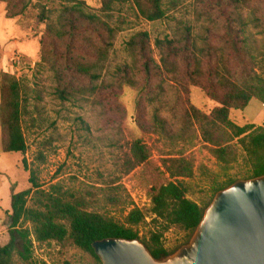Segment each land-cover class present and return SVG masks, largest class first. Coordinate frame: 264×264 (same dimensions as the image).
Masks as SVG:
<instances>
[{"label":"rangeland","instance_id":"obj_1","mask_svg":"<svg viewBox=\"0 0 264 264\" xmlns=\"http://www.w3.org/2000/svg\"><path fill=\"white\" fill-rule=\"evenodd\" d=\"M75 1H83L85 9L99 15L114 29V36L99 79L92 83L74 71V85L67 98H60L56 89L65 85L58 80L65 43L47 34L45 28L47 23L56 24L62 8ZM101 1L26 0L20 14L7 17L6 3L0 0V70L9 69L21 82L26 96L21 114L26 151L4 152L0 128V246L9 239L10 188H30L31 173L39 189L48 192L58 185L84 197L89 209L119 222L129 209H140L144 219L135 227L140 241L145 245L152 232H161L162 245L171 253L187 243L193 232L166 226L151 214V189L173 180L163 165L166 158L185 157L192 163L191 175L179 180L187 188L186 196L203 210L216 188L229 179H244L251 174L248 158L236 138L230 142L236 150L235 160L223 164L203 140L198 122L186 115L190 105L205 114L218 106L201 88L189 85L185 92L169 75H162L163 89L146 101L128 86H116L115 94L109 84L117 67L131 62L126 41L138 31L148 33L152 56L158 64L161 62L154 40L177 37L189 29L197 47L210 48L213 61L229 65L225 25L227 18L236 25L235 14L245 21L241 35L252 51L255 72L264 80V0H221L222 13L216 0H160L164 16L152 21L139 14L132 0H114L107 11L101 10ZM82 35L92 37L86 48L100 45L95 35L86 31ZM43 37L52 41L53 50H43L41 54ZM75 44L77 48L76 40ZM77 50H72L74 59L83 56ZM90 55L92 52L84 57L91 58ZM81 87L85 91L79 90ZM155 115L163 119L165 131L155 122ZM229 119L237 125H263L264 104L251 99L241 110L230 109ZM138 138L149 156L125 174L124 160L132 158L130 146ZM105 193L115 194L119 204L110 203ZM37 196L31 191L27 204L36 205ZM20 225L31 229L28 222ZM21 243L17 239L12 256L16 264H101L68 241L37 242L33 238L30 256L23 259L19 254Z\"/></svg>","mask_w":264,"mask_h":264},{"label":"trees","instance_id":"obj_2","mask_svg":"<svg viewBox=\"0 0 264 264\" xmlns=\"http://www.w3.org/2000/svg\"><path fill=\"white\" fill-rule=\"evenodd\" d=\"M6 3V16L14 17L26 7V0H2ZM114 0H102L101 10L107 11ZM139 14L149 20H157L164 16L160 0H132ZM221 0H216L218 10L222 13ZM248 2V0H245ZM83 1H75L65 5L57 23H47L45 32L52 34L65 43L63 60L58 71V80L65 83L56 91L60 98H67L69 88L73 84L74 71L90 82L99 79L100 72L114 29L99 15L88 11ZM42 15V13H41ZM235 14V24L225 25L230 64L213 61L210 48L197 47L191 38L190 30L186 29L177 37L156 38L154 46L158 50L160 64L152 56L149 35L146 31L134 33L126 41V51L131 62L117 67L112 75L111 90L116 94L115 87L128 86L137 91L146 101L157 96L163 89L162 75H169L187 92V87L193 85L201 88L206 95L217 102L209 114H205L190 105L186 110L189 118L198 122L202 138L211 145L210 150L217 161L229 164L235 160L236 150L230 142L237 139L245 151L254 177L264 174V123L255 126L252 123L237 125L229 119L230 109H243L251 99L264 104V80L255 72L252 66L253 54L244 37L245 21ZM40 18H43L41 16ZM232 21V20H231ZM234 21V20H233ZM95 35L100 45L86 48ZM84 43H80V39ZM75 40L78 47L76 48ZM79 40V41H78ZM52 41L45 37L40 40L42 51H52ZM79 51L83 56L74 59L72 50ZM92 52L91 58H85ZM228 59V61H229ZM215 60V59H214ZM154 82V83H153ZM79 90H84L81 87ZM92 93L91 88L89 89ZM26 96L23 86L17 77L6 67L0 70V128L1 146L4 152L24 153L26 141L21 129V114L25 108ZM161 130H166L165 123L158 115L154 117ZM183 128L186 124L183 123ZM166 132H170L167 129ZM132 158L124 160L123 173H128L134 167L144 162L149 151L138 139L130 146ZM24 163V160H23ZM165 171L173 180L151 189V214L160 219L166 226L176 225L186 231H192L197 226L203 214V209L186 196L187 188L179 178L189 177L192 163L185 157H169L163 162ZM31 187L21 191L10 188V212L8 220L9 239L0 246V264H16L12 256L17 250V239L21 240L23 259H28L31 253L32 238L37 242L55 241L70 242L76 247L90 253L99 260L92 249V242L106 237L138 238L136 226L144 219L143 212L134 207L129 209L122 222L88 208L86 199L64 191L53 185L51 191L39 189V184L31 175L28 178ZM235 179H229L219 189L231 184ZM37 194L34 206L27 204L29 193ZM110 203L119 204L115 194L105 193ZM22 222L31 224L28 230L20 225ZM31 235V237H29ZM161 232H152L145 246L153 257L161 258L168 255L160 240Z\"/></svg>","mask_w":264,"mask_h":264},{"label":"water","instance_id":"obj_3","mask_svg":"<svg viewBox=\"0 0 264 264\" xmlns=\"http://www.w3.org/2000/svg\"><path fill=\"white\" fill-rule=\"evenodd\" d=\"M91 246L101 264H264V174L217 190L188 242L164 257H153L138 238Z\"/></svg>","mask_w":264,"mask_h":264}]
</instances>
